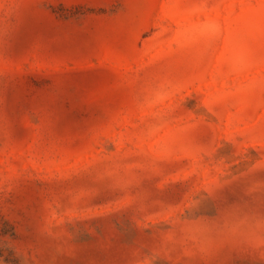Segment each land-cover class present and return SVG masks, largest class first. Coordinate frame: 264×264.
Segmentation results:
<instances>
[{
    "label": "rangeland",
    "instance_id": "1",
    "mask_svg": "<svg viewBox=\"0 0 264 264\" xmlns=\"http://www.w3.org/2000/svg\"><path fill=\"white\" fill-rule=\"evenodd\" d=\"M0 264H264V0H0Z\"/></svg>",
    "mask_w": 264,
    "mask_h": 264
}]
</instances>
